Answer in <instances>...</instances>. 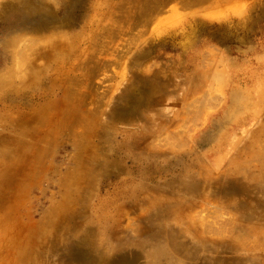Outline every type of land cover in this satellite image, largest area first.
I'll list each match as a JSON object with an SVG mask.
<instances>
[{
	"label": "rangeland",
	"instance_id": "1",
	"mask_svg": "<svg viewBox=\"0 0 264 264\" xmlns=\"http://www.w3.org/2000/svg\"><path fill=\"white\" fill-rule=\"evenodd\" d=\"M0 264H264V0H0Z\"/></svg>",
	"mask_w": 264,
	"mask_h": 264
},
{
	"label": "bare ground",
	"instance_id": "2",
	"mask_svg": "<svg viewBox=\"0 0 264 264\" xmlns=\"http://www.w3.org/2000/svg\"><path fill=\"white\" fill-rule=\"evenodd\" d=\"M18 55H20V54H18Z\"/></svg>",
	"mask_w": 264,
	"mask_h": 264
}]
</instances>
